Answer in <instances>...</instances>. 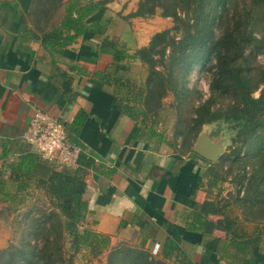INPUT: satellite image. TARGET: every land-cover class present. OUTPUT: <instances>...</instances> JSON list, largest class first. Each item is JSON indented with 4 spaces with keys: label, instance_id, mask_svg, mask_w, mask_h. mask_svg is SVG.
I'll list each match as a JSON object with an SVG mask.
<instances>
[{
    "label": "crops",
    "instance_id": "1",
    "mask_svg": "<svg viewBox=\"0 0 264 264\" xmlns=\"http://www.w3.org/2000/svg\"><path fill=\"white\" fill-rule=\"evenodd\" d=\"M117 1L90 17H103L108 24L52 50L42 44L41 35L62 14L35 17L37 0H0V252L26 212L49 204L39 185L51 170L48 163L37 160L32 175L14 172L23 159L27 164L31 156L37 158L23 133L40 109L63 121L69 141L81 147L79 187L87 210L79 228L108 237L104 251L129 245L156 253L171 238L197 264H240L247 257L264 264V235L249 254H242L223 230L198 227L204 215L220 218L201 204L225 196L208 185L203 161L174 153L150 124L131 119L118 107L126 82L140 80L125 77L124 71L144 64L125 58L127 69L112 73L114 51L103 40L111 39L133 55L160 29L149 27L148 17L127 16L138 0L121 1V8L133 3L125 13L115 8Z\"/></svg>",
    "mask_w": 264,
    "mask_h": 264
},
{
    "label": "trees",
    "instance_id": "2",
    "mask_svg": "<svg viewBox=\"0 0 264 264\" xmlns=\"http://www.w3.org/2000/svg\"><path fill=\"white\" fill-rule=\"evenodd\" d=\"M109 1L111 0L64 1L62 7L63 12L62 15L59 16L58 22L54 24L50 30L42 32V44L52 50H59V48L73 42L75 38L83 35L85 32H95L101 24H108V20L103 17H90L105 10V5ZM176 1L177 0H154L153 3L149 2L150 5L146 7V1L143 3L142 0L138 8L127 16L148 17L155 12L156 7H163L168 11L163 14L172 15L173 18L178 21L180 16L175 9L177 5ZM197 1L198 0H180L182 5L187 8H191V4ZM203 1L204 0H199L200 3ZM258 1L260 5L264 3V0ZM252 2H254V0H251V3ZM60 4L62 3H59V5ZM169 4H172L173 9H171ZM199 6H201V4ZM249 13H252L251 9H244L243 13H236L230 23L228 21L226 22L221 35L210 43L209 39L212 33L209 29L199 33L198 40L195 39L194 35L189 34L190 32H188V36H184L185 38L181 37L177 39L178 41L175 37L169 36L170 29L156 32L151 37L149 44L145 47L136 49L133 55L127 54L123 48L106 37L102 43L112 48L114 51L113 62L109 67L112 69V73L127 69L126 64L122 63L125 58H139L143 64L145 63V65H147V75L144 83L137 87L135 91L134 84L126 82L127 85L124 86L126 96L120 97L118 102L120 110L124 111L135 121H146L149 114L147 100L149 96L153 95L150 91L154 90L155 86L152 77H165V72L163 69L158 68L157 64L163 63L164 67L165 59L170 56L175 60L176 66H184L185 62L188 60L192 61L196 58L199 54L198 52H200V54L213 53L217 58L218 64V70L214 76L216 77L214 83L217 81L218 84H222L232 79V87L237 94V99L225 109L212 110L208 103H204L198 107V114L194 119V121L197 122L194 137L198 135L204 123H210L218 118L224 117L234 122L232 126L236 128V133L231 137V142L237 144L235 149L239 150L241 146L246 143H258L260 145V156L258 157V164L247 177H244V171L242 173L243 175L237 174L234 176L233 180L237 181L236 184L239 186L235 192H230L219 200L215 199V201L212 202L205 201L201 204L202 206L200 207H205L206 213L209 210L219 215L220 218L213 221L204 215L198 219V227H203L205 231H210L214 228L223 230L226 235L229 236L231 247L235 248L237 253L242 254L246 251L249 254V251H251L255 244L260 241L262 235H264V216L258 218L254 217L252 219L249 218L250 220L247 219V222H237V216L232 215L235 206H242L245 212L250 213L249 210H251L252 207L257 208L258 205L264 204V63L251 65L249 56L244 53L246 44L253 41L251 37L252 30L247 27L243 19V14ZM259 16L260 15L255 18L261 23L262 28H264V18ZM174 28L178 29L176 25ZM187 37H190V40H187ZM257 42L258 44H264V32L255 43ZM175 45L181 46L179 52H176ZM168 46L170 47V51L165 57L166 48ZM192 47H195L194 51H192ZM157 54H159V61L161 63L155 58ZM160 79L162 80L163 78ZM213 87H215V84ZM257 89H259V94L255 96L253 92ZM203 111L204 113H202ZM192 152L195 153L194 151ZM37 160L41 159L38 156L37 158L31 156L29 163L26 164L23 159L14 167V172L25 171V174L29 173L32 175L34 164ZM22 168L25 170H21ZM81 171L80 167L74 170H59L51 166V170L48 172L47 176L45 178H39V185L44 189L49 205L48 207H40L25 213L23 224H17V227L20 228L23 234L25 231L30 232L31 225H36L34 221L39 220L37 211L41 210L42 215H45L47 212L45 215L47 216V220L49 217H52V219L54 218V221H56V223L53 224V228L57 230L58 239L62 236L63 232H67V236L71 238V247L74 252L84 247L89 248L91 254H96L107 248L109 242L108 237L89 229L80 230L79 228L82 220L85 218L87 210V201L83 196V190L79 187ZM222 181L223 177L216 175V173H211L208 178V185H215L221 190ZM240 186H242V188H240ZM233 201H239V203L233 206ZM32 219L35 220L32 222ZM245 223H251V229L247 228V224ZM49 243L50 241L47 237L43 238V243L37 250V256L42 255L45 262L46 259H49L51 254H53V250L51 252L49 250ZM122 247H129V245H117V248L115 246L111 248L109 252L112 251L111 255L119 251L120 253H126L127 251L122 249ZM4 251L5 250L0 253H4ZM149 251V257L154 256L157 258L156 260L152 259V261L149 262L150 264H197L182 250L179 244L171 238H166L160 250L156 253H153L152 250ZM159 251L161 253L158 254ZM141 257L145 259L147 256ZM110 260L111 259H109V261ZM240 264H253V260L247 257L244 258Z\"/></svg>",
    "mask_w": 264,
    "mask_h": 264
},
{
    "label": "rangeland",
    "instance_id": "3",
    "mask_svg": "<svg viewBox=\"0 0 264 264\" xmlns=\"http://www.w3.org/2000/svg\"><path fill=\"white\" fill-rule=\"evenodd\" d=\"M121 1L123 0H118L115 3L117 7H114L121 8ZM145 1L146 7L150 5L149 2H154V0H143V3ZM140 2H142V0H138L137 4L135 3L133 7L137 9ZM176 2L177 5L175 9L180 16L178 21L175 20L172 15L163 14L168 12L163 7H156L155 12L148 16L147 19V21L149 20L147 22L149 27L160 29L157 32L170 29L169 36L175 37L176 40L181 37L185 38V35L188 36V32L194 35L195 39L198 40L199 33L209 29L212 33L209 43L213 42L221 35L226 22L228 21L230 23L236 13H243L244 9H251L252 13L243 14V19L247 27L252 30L251 37L253 40L246 44L244 53L249 56L251 65L264 63V44L255 43L264 32L261 23L255 18L258 15L264 18V3L260 5L258 0H254L252 3L251 0H204L200 3L198 0L196 3L194 2L191 4V8H187L182 5L180 0ZM59 3L60 0H37L34 7L35 17L39 14L46 16L53 14L57 15L59 13L61 15L63 6L62 4L59 5ZM132 4L133 3L126 4L120 11L123 13L127 12L128 7H131ZM200 4L201 6H199ZM169 5L171 9H173L172 4ZM111 11L114 12L112 9ZM53 19L54 18L50 19L51 24ZM47 21L48 20H46V24L44 23L45 27H47ZM175 25L178 29L174 28ZM162 27L164 28L161 29ZM187 40H190V37H187ZM175 46L176 52H179L181 46ZM194 50L195 47H192V51ZM169 51L170 47L168 46L166 48L165 57L168 55ZM198 53L196 58L192 61L188 60L185 62L184 66H176V62L171 56L165 59L164 67L163 63L157 64V67L163 69L165 72V77H152L155 86L154 90L150 91L153 95L149 96L147 100L149 114L146 118V122L150 124L153 129H156L161 137L169 141L171 144L169 148L174 150V153L196 157L205 164L206 175L216 173V175L223 177L221 191L226 195L230 192H235L239 188L236 184L237 181L233 180L234 176L242 174L244 171V177H247L253 168L256 167L258 164V157L260 156V145L250 142L242 145L239 150L235 149L237 144L231 142V137L236 133V128L232 126L234 122L233 120H227L222 117L213 122L204 123L199 131V133L206 132L213 138L221 141L223 151L219 158L212 162L192 152V145L198 136L194 137V131L197 125L194 119L197 117L198 107L204 103H208L212 110L225 109L237 99V94L232 87V79L222 84H218L217 81L214 83L216 78L214 76L218 70L216 56L213 53ZM155 58L159 61V54H157ZM120 73H122V71ZM123 75L135 79L140 78V80L136 81L137 83H134L137 88L146 80L147 65H145V63L144 65L138 63L134 64L130 67L129 71H124ZM143 77H145L144 80L142 79ZM160 78L163 79L161 80ZM214 84L215 87H213ZM253 94L257 96L259 94V89L255 90ZM202 113H204V111ZM208 163L209 166H207ZM240 188H242V186H240ZM238 203L239 201H233V206ZM47 204L48 203H46L45 207H48L49 204ZM263 211L264 204L258 205L257 208L252 207L251 210H249L250 213L245 212L242 206H235L232 215L237 216V222H245L247 219L250 220L249 218L252 219L254 217L258 218L264 216ZM37 212L39 214V220H31L32 222L35 220L34 222H36V225H31L30 232L25 231L23 234L17 225L13 226L14 231L13 235H11V242L4 253H0V264H150L149 262H151L152 259H157L154 256L149 257L150 251L148 249H141L135 246H131L132 248L130 246L122 247V249L127 252L120 253L119 251L114 255H111L112 251H100L96 254H91L90 249L84 247L74 252L71 247V238L67 236V232H63L62 236L58 239L57 230L53 228V224L56 223L54 218L52 219V217H49L47 220V216H45L47 212L45 215H42L41 210ZM46 237L50 241L49 250L50 252L53 250V254H51V257L46 259L45 262L42 255L37 256V250L43 243V238ZM141 256L147 257L144 259ZM109 259L111 260L109 261Z\"/></svg>",
    "mask_w": 264,
    "mask_h": 264
},
{
    "label": "built area",
    "instance_id": "4",
    "mask_svg": "<svg viewBox=\"0 0 264 264\" xmlns=\"http://www.w3.org/2000/svg\"><path fill=\"white\" fill-rule=\"evenodd\" d=\"M23 139L42 161L56 169L80 167L81 147L69 141L63 121L43 110L34 111Z\"/></svg>",
    "mask_w": 264,
    "mask_h": 264
},
{
    "label": "water",
    "instance_id": "5",
    "mask_svg": "<svg viewBox=\"0 0 264 264\" xmlns=\"http://www.w3.org/2000/svg\"><path fill=\"white\" fill-rule=\"evenodd\" d=\"M192 150L204 159L214 162L222 153L223 145L220 140L208 133L200 132L192 145Z\"/></svg>",
    "mask_w": 264,
    "mask_h": 264
}]
</instances>
